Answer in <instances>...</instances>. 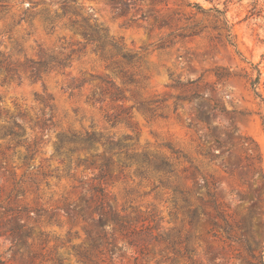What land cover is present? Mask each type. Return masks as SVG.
<instances>
[{"label": "rangeland", "instance_id": "obj_1", "mask_svg": "<svg viewBox=\"0 0 264 264\" xmlns=\"http://www.w3.org/2000/svg\"><path fill=\"white\" fill-rule=\"evenodd\" d=\"M62 1L0 0V52L15 69L0 72V264H258L216 229L207 233L216 218L207 193L230 222L264 199V128L243 77L257 65L264 97V0H123L121 11L109 0ZM89 17L107 34L105 56L75 30L93 25ZM50 55L69 64L34 79L26 62ZM214 104L234 112L214 121L233 124L214 130L222 149L194 120L198 106ZM47 117V128L36 125ZM13 122L20 145L6 133ZM87 134L99 141L83 143ZM246 148L261 163L247 175L225 171H248ZM95 187L129 224L115 227V258L102 245L87 261L76 251L89 248L85 230L100 218ZM83 199L85 218L74 210ZM253 208L263 213L251 218L261 243L264 201ZM17 226L27 236L12 240Z\"/></svg>", "mask_w": 264, "mask_h": 264}, {"label": "trees", "instance_id": "obj_2", "mask_svg": "<svg viewBox=\"0 0 264 264\" xmlns=\"http://www.w3.org/2000/svg\"><path fill=\"white\" fill-rule=\"evenodd\" d=\"M123 0H109L110 3H112L116 8L117 6L122 4ZM129 2H132V0H128ZM62 3L66 5L67 0H63ZM186 5L188 7H192L196 11L200 13H207L210 11H214L216 14L224 15V12L219 11L218 9H203L199 4L197 3H190L187 2ZM65 10V9H64ZM118 11H121L120 8H118ZM88 19H93L94 24L93 25H83L81 27H78L75 29L80 36L84 39L83 47L86 45H93V52L100 53L101 55L105 56L106 53H104L105 44L107 41V34L102 29L100 24H97L95 22L94 18L89 17ZM226 31L228 34L226 35V43L230 46L236 48V45L234 44L231 35L229 34V29L226 27ZM113 47L117 50L121 49V46H119L116 42L112 43ZM237 54L240 55L237 51H235ZM122 59L131 61L133 59V56L128 53H122L121 54ZM67 59H61L57 56L50 55L47 58H44L43 60L38 61H32L28 60L26 64L28 65V68H31V76L34 79H38L40 76V73L43 70H46L48 68H62L67 66L69 63L66 61ZM248 63V62H247ZM250 66V70L252 71H244L243 77L246 79V82L249 86V90L251 91L254 100L258 101V112L257 115L261 119V124L264 128V97L259 91L260 88V71L257 67V65H253L252 63H248ZM3 71L5 73H12L15 72V69L11 66L9 61H7V58L3 53L0 52V72ZM223 74L216 72L215 77L217 80H221L223 78ZM130 83L133 81L131 78L128 79ZM107 85L110 87H114V84L112 81H104ZM121 92L116 88V92L111 94V97L114 99H118L121 96ZM193 98V97H191ZM191 100V99H189ZM206 100H209L208 98ZM206 106L208 108H206ZM199 108L194 111V120L197 123H201L205 126L207 133L210 137H212L217 145L218 148H224V145L222 144L221 140L215 135L214 130L218 129L217 127H220L222 130L221 134H224V132H227L233 127V124L231 122H228L226 124H218L219 126L215 125L214 121L215 118H218V116L222 119H231L233 111H227L224 107L214 104V105H201L198 106ZM50 124V118H44L42 122L36 123V125L47 128ZM196 123H191L190 125L195 126ZM15 127H19L20 125L16 122H13V126L8 128L6 130V133L10 135V138L15 142L16 145H20L23 141L20 138L22 135L21 131H18L15 129ZM83 143L92 145L94 142L99 141V138L96 137L95 134H87L84 139L81 140ZM37 142H34L33 145H36ZM227 151V150H225ZM246 151L248 154V164L247 172L244 173V171L238 172L239 167H233L230 164L223 165V169L227 171L230 174H238L241 176V174L247 175L250 171H253L255 169V163L258 165L261 163V158L259 154L253 155L251 152V148H246ZM220 153V152H219ZM218 153V154H219ZM33 153L26 154L24 157V161L26 162V166H28L29 162L33 160ZM84 164L94 165V161L88 162L87 160L80 161ZM109 163L107 160H104L102 164L99 165V171H100V178H103L106 172L108 171ZM237 170V171H236ZM95 193V199H94V208L93 211L97 212L100 216L98 221L94 224V230L86 229V235H87V246L89 248H84L82 251H76L77 255L84 258L87 261H91V255L93 251H99L100 247L105 245V247L108 249L109 254L112 258H115L118 251L121 250V247H118V244L115 240V227L118 229H124L126 225L129 224V221L125 220L122 216L119 215V213L112 207L111 201L106 197V195L103 193V190L99 187H95L93 189ZM207 195L212 198L210 201L214 211H215V219L210 220L212 228L207 231L208 234H210L212 237H216L215 229L221 233L222 237L236 242L240 244L243 249L249 254L250 257L253 259H256L258 261V264H264V222L260 223V226L262 227V242L259 243L255 237L254 233L251 228V218L253 216H256L258 214H262L260 208L255 209L253 206H259L264 199H262L263 194H260L258 197V200L253 203L251 208L248 210V213L246 216L242 217L238 222H230L228 218V214L222 209V206L220 203H217L215 201V195L213 193H207ZM84 204L80 207H74L75 212L81 216L82 218H85L84 215V207L88 205L89 201L86 199H83ZM228 208V207H227ZM229 209V208H228ZM217 219L222 221V224H219ZM113 226L112 228H110ZM9 237L12 240H18L21 234L26 233L23 231V227L17 226L16 228L9 231ZM256 250H259V255L256 257L254 252Z\"/></svg>", "mask_w": 264, "mask_h": 264}]
</instances>
